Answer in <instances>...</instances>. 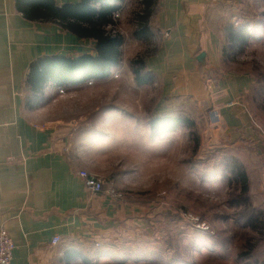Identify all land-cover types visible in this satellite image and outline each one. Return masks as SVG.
I'll use <instances>...</instances> for the list:
<instances>
[{"label":"crops","instance_id":"obj_1","mask_svg":"<svg viewBox=\"0 0 264 264\" xmlns=\"http://www.w3.org/2000/svg\"><path fill=\"white\" fill-rule=\"evenodd\" d=\"M54 1L57 5L79 2ZM128 1L117 4L121 24ZM246 2L152 0L154 10L148 26H152V37L156 32L160 40L145 63L159 84L161 111L178 104L177 99L170 101L172 98L210 99L230 135L237 130L251 131L248 103L241 98L251 92L254 79L229 72L223 73L216 85L208 82L205 86L202 77V73L225 64V34L215 20L212 30L205 26L207 14L222 4L244 6ZM140 42H135L138 50ZM125 46L124 42L122 48ZM84 54L95 55L94 41L79 40L53 22L28 21L17 10L16 0H0V230L7 231L14 243L11 264H105L116 255V248L132 241L147 222L142 218L146 209L130 194L138 185L131 179V183L109 180L115 168L111 159L117 164L155 160L160 155H155L152 147L168 133L154 137L150 120L142 119L139 106L106 111L101 89L48 85L37 101L26 85L29 65L36 59ZM129 83V87L135 86L133 77ZM145 88L142 90L147 92ZM132 92L136 93L132 98H138L137 91ZM120 93L114 95L117 102L132 99ZM134 119L142 121L137 137L125 131L127 122ZM113 138L120 139L122 145L150 150L144 154L137 151L134 158L117 156L110 147ZM254 145L264 176L263 131ZM79 169L112 183L122 198L90 195L78 176Z\"/></svg>","mask_w":264,"mask_h":264},{"label":"rangeland","instance_id":"obj_2","mask_svg":"<svg viewBox=\"0 0 264 264\" xmlns=\"http://www.w3.org/2000/svg\"><path fill=\"white\" fill-rule=\"evenodd\" d=\"M144 4L143 0H129L122 24L120 17L116 20L115 32L126 43L125 48H121L119 67L105 80L89 81L74 88L104 91L106 98L103 107L106 111L121 106H139L143 120L149 121L162 113L186 115L195 121L199 147L193 152L191 130L179 127L164 135L152 147L154 154L160 155L155 160H122L117 164L112 157L115 168L109 180L122 179L131 183V179L138 185L139 189L130 194L137 204L143 206L142 210L146 209L142 212V218L147 222L143 231L133 233V240L116 248V255L107 259L105 264H264V176L260 169L258 149L254 145L258 135L264 132V0H247L244 6L222 4L211 10L204 20L207 28L212 30L215 20L217 28L223 30L226 38L223 48L228 45L227 33L241 26L251 36L241 51L237 48L228 50L224 65L208 70L207 74L202 73L205 86L208 82L216 85L221 75L229 72L247 74L255 81L247 97L241 98L244 104L248 103L251 131L247 134V131L237 130L231 135L222 123H210L209 112L215 108L210 99L207 101L190 96L172 98L170 101L174 103L177 99L178 104L161 111L157 82L152 79L145 85L148 87L141 86L147 92L136 84L128 86L133 77L131 61L137 56L144 60L151 56L160 40L159 34L153 32L152 40L141 41L139 50L135 44L136 39L132 34L144 12ZM153 6L154 3L150 5L148 25ZM135 90L138 98H132V95H136L132 92ZM119 92L132 99L117 102L114 95L118 96ZM125 101L127 105H124ZM140 123L142 121L137 119L128 121L125 131L134 137L139 136ZM111 142L110 147L117 156L131 155L134 158L137 151L143 150L141 153L144 154L150 150L145 146L122 145L118 138L111 139ZM227 162H237L249 173L250 210L256 220V224L250 227L246 224L245 208L233 206L237 189L229 181ZM188 214L205 222L209 230L194 227L186 219Z\"/></svg>","mask_w":264,"mask_h":264},{"label":"trees","instance_id":"obj_3","mask_svg":"<svg viewBox=\"0 0 264 264\" xmlns=\"http://www.w3.org/2000/svg\"><path fill=\"white\" fill-rule=\"evenodd\" d=\"M122 0H79L78 3L57 5L54 0H16V8L28 21L53 22L79 40L95 42V55L68 57L60 55L42 56L29 65L26 85L33 93L35 100L40 98L44 88L77 87L89 81H102L109 78L113 70L121 63V48L124 38L116 31L113 15L118 12ZM152 0L145 2L144 12L140 15L133 38L149 42L152 38L148 26L149 6ZM232 29V28H231ZM230 29V30H231ZM251 36L244 26L227 33V47L222 49V57L226 63L228 50L234 51L247 45ZM146 59L137 56L131 61V70L135 84L139 87L148 85L153 74L146 70ZM213 81V80H212ZM39 96V97H38ZM38 101V100H37ZM149 125L154 137L171 133L179 127L191 130L193 152L199 147V136L193 119L180 114H163L152 117ZM229 181L237 189V197L233 206L245 208L247 226L256 224L250 210L249 183L246 171L237 162H227ZM249 224V225H248Z\"/></svg>","mask_w":264,"mask_h":264},{"label":"built area","instance_id":"obj_4","mask_svg":"<svg viewBox=\"0 0 264 264\" xmlns=\"http://www.w3.org/2000/svg\"><path fill=\"white\" fill-rule=\"evenodd\" d=\"M119 18V13L113 15V19L116 21ZM63 91L60 90V93ZM209 121L212 125H219L221 123V114L219 109H212L209 112ZM78 176L83 180V183L92 196H99L106 194L114 199H121L122 194L118 192L114 185L104 178L90 173L85 169L78 170ZM185 216V215H184ZM187 216V217H186ZM186 219L192 223V225L198 229L207 231L209 226L201 221L198 217L191 214L186 215ZM58 238L54 239L53 244L57 243ZM14 250V243L9 234L5 230H0V264H11Z\"/></svg>","mask_w":264,"mask_h":264}]
</instances>
